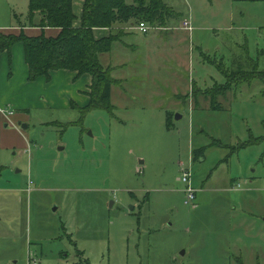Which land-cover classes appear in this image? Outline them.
<instances>
[{
  "label": "rangeland",
  "instance_id": "374dc122",
  "mask_svg": "<svg viewBox=\"0 0 264 264\" xmlns=\"http://www.w3.org/2000/svg\"><path fill=\"white\" fill-rule=\"evenodd\" d=\"M162 2L167 29H107L112 111L67 105L82 77L29 81L18 63L12 89L0 77L21 105L0 122V264H264V0ZM28 12L0 0V24L18 26L4 33Z\"/></svg>",
  "mask_w": 264,
  "mask_h": 264
},
{
  "label": "trees",
  "instance_id": "16d2710c",
  "mask_svg": "<svg viewBox=\"0 0 264 264\" xmlns=\"http://www.w3.org/2000/svg\"><path fill=\"white\" fill-rule=\"evenodd\" d=\"M166 5L162 0H83L82 13L78 16L74 10V0H29L28 19L32 26L41 27L42 30L57 28L58 34L47 36L43 32L29 35L24 28L18 34L0 31V53L22 44L29 81L39 77L49 80L51 72L55 70L75 73L73 81L90 75L92 82L88 88L90 92H87L89 101L79 111L83 114L97 108L112 111L115 109L111 101L112 87L122 85L123 81L113 77L115 67H105L100 56L110 52L113 43L119 39L113 33L98 38L95 31L113 29L117 25L125 28L136 21L138 24L150 22L162 25L173 17ZM36 15H40V20L34 25ZM254 66L255 71L252 73L257 74L256 77L264 83V71L258 69L257 63ZM224 74L229 78L236 72L227 69ZM231 83L232 80L227 79V83L220 84L218 89L227 91ZM209 94L211 108L223 109L216 104V94L212 91ZM203 152L204 147L196 149L195 158L203 155Z\"/></svg>",
  "mask_w": 264,
  "mask_h": 264
},
{
  "label": "crops",
  "instance_id": "0c3cea01",
  "mask_svg": "<svg viewBox=\"0 0 264 264\" xmlns=\"http://www.w3.org/2000/svg\"><path fill=\"white\" fill-rule=\"evenodd\" d=\"M82 6H83V0H74V10H75V13L80 16L81 13H82ZM171 19V18H169ZM40 20V15H36L35 16V19H34V22L35 24L38 23V21ZM80 21L78 20L77 23H79ZM22 23V22H21ZM30 23V22H29ZM168 21H166V23L160 25L161 28H166L168 27ZM24 26L26 25V27L24 28L25 29V32L29 35H40L42 34L43 32L45 33V35L47 36H55L58 34L59 30L57 28H45L44 30H42L40 27H37V26H32L31 23L30 25L29 24H26L24 23L23 24ZM148 25V24H147ZM18 26H13L12 23H8V24H0V30H4V31H11V30H16L18 29L17 28ZM183 26H177V28H181ZM175 28V29H177ZM186 30V29H185ZM95 35L96 37H102V36H106L108 35V32H107V29L103 28V29H97L95 31ZM129 35H127L125 37V39L123 40L124 41V46H127V47H133L132 45H129L125 42L126 38L128 37ZM178 36V35H177ZM180 42H183V40H180ZM135 49H137L138 47L137 46H134ZM110 55V54H108ZM23 60V62H22ZM14 63L15 64H19L20 68L18 71L22 72L25 76L27 77L28 79V67H27V64L25 62V54H24V48H23V45L22 44H16L15 46H13V48L11 49V51H3L2 53H0V77L3 75V74H7L9 75V69L12 71V77H11V81L9 82V84L11 85H8L6 88L7 89H12V87L15 86V79L17 78L18 74L16 73L17 72V68L14 67ZM7 66V68H6ZM116 68V67H115ZM16 69V71H15ZM61 75H65L67 76L68 80L70 81L71 79L73 80V77L75 76V73H72L70 71H66V70H55L53 72H51V76H50V79H52V77H59ZM45 79V77H39V80L40 79ZM47 79V78H46ZM84 79H87L86 80V88L84 89V91L87 90V87L91 84V76L90 75H84L82 76V78L79 80V84H77L78 86H80V82L81 80L83 81ZM77 85H75V92L73 93V95L70 96V100L69 102L67 101V105H69L71 107V102L73 101H76L77 103H79V105H81V107L85 106L88 101H87V95H80L79 93L76 92V87H78ZM82 86V85H81ZM83 91V90H82ZM10 92V91H9ZM79 96H80V99H79ZM75 98V100L73 99ZM81 98H83V100H81ZM0 108H5V110L7 111H13L14 112V108L15 107H21V105L17 102V99H13V98H10V97H0ZM13 102H16V104H13ZM210 108H211V105H210ZM11 119L14 123L15 122H18L17 121V118H16V113H13L12 115H9L5 112H3L2 110H0V122L3 123V120L6 121V119ZM199 149V148H198ZM197 198V197H196ZM196 201H195V205H196ZM194 205V206H195ZM197 206V205H196Z\"/></svg>",
  "mask_w": 264,
  "mask_h": 264
},
{
  "label": "built area",
  "instance_id": "2783aa9c",
  "mask_svg": "<svg viewBox=\"0 0 264 264\" xmlns=\"http://www.w3.org/2000/svg\"><path fill=\"white\" fill-rule=\"evenodd\" d=\"M183 27L186 29H189V30L192 29L191 23L188 20H185V24L183 25ZM138 28L144 33L148 32L150 30V28H148V25L146 22H140L138 24ZM0 110H2L3 112L6 111V113L9 115H12L14 113L13 111L5 110V108H0ZM182 181L185 183H188L187 187L184 190L185 203L194 206L195 201H196V191L191 184L192 177L188 171H184ZM30 264H39V262L37 261V259L34 258V259H30Z\"/></svg>",
  "mask_w": 264,
  "mask_h": 264
},
{
  "label": "water",
  "instance_id": "95a60500",
  "mask_svg": "<svg viewBox=\"0 0 264 264\" xmlns=\"http://www.w3.org/2000/svg\"><path fill=\"white\" fill-rule=\"evenodd\" d=\"M22 128H23V129H26V128H27V126H26L25 124H23V125H22Z\"/></svg>",
  "mask_w": 264,
  "mask_h": 264
}]
</instances>
